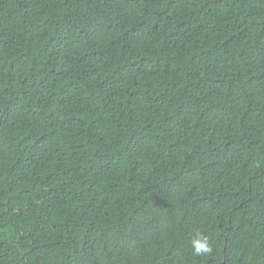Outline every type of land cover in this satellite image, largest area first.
I'll return each instance as SVG.
<instances>
[{
  "label": "trees",
  "instance_id": "trees-1",
  "mask_svg": "<svg viewBox=\"0 0 264 264\" xmlns=\"http://www.w3.org/2000/svg\"><path fill=\"white\" fill-rule=\"evenodd\" d=\"M0 264H264V0H0Z\"/></svg>",
  "mask_w": 264,
  "mask_h": 264
},
{
  "label": "clouds",
  "instance_id": "clouds-1",
  "mask_svg": "<svg viewBox=\"0 0 264 264\" xmlns=\"http://www.w3.org/2000/svg\"><path fill=\"white\" fill-rule=\"evenodd\" d=\"M191 246L196 255H207L212 253V247L208 238L199 233L191 239Z\"/></svg>",
  "mask_w": 264,
  "mask_h": 264
}]
</instances>
